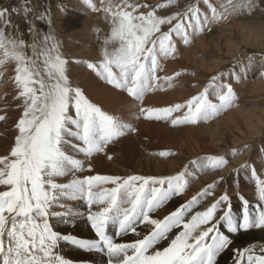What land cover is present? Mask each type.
Masks as SVG:
<instances>
[{
    "label": "snow or ice",
    "instance_id": "snow-or-ice-1",
    "mask_svg": "<svg viewBox=\"0 0 264 264\" xmlns=\"http://www.w3.org/2000/svg\"><path fill=\"white\" fill-rule=\"evenodd\" d=\"M86 2L92 11L103 15L109 27L101 41V58L86 62L87 69L141 103L161 81L172 87L182 74L159 75L163 71L161 61L175 56V38L187 45L209 25L232 14H251L256 7V0H227L218 7L210 0H190L183 7L179 0L156 5L148 0ZM201 2L207 10L201 9ZM170 6L175 8L170 14L158 13V9ZM21 12L29 24L30 41L23 38L12 20ZM30 13L27 3L19 9L0 8V69L14 65V99L20 101L21 110L14 143L0 155V264H71L57 251L61 242L104 253L107 264H217V257L233 243L229 234L264 230V179L255 169L251 176L260 203L250 206L240 196L243 209L239 220L233 215L229 194L225 191L215 196V182L163 218L155 217L158 209L187 190V169L162 177L80 175L86 164L87 171H92L91 157L107 154L110 144L135 129L103 111L72 83L69 59L60 41L53 32H42L34 22L46 20L51 26V18L37 13L30 19ZM223 75L213 76L209 85L218 103L209 98L205 88L185 103L140 107L139 113L145 119L165 120L173 126L208 121L231 107L235 99L231 83H216ZM229 75L240 79L235 72ZM5 118L0 115V121ZM226 165L224 157L209 156L199 167L217 170ZM206 198H212L210 205L193 211ZM63 200L83 201L86 217ZM77 218H86L94 239L55 230L54 220L68 223ZM110 226L116 237L135 238L117 242L109 234ZM237 257L239 264H264V247L238 250Z\"/></svg>",
    "mask_w": 264,
    "mask_h": 264
},
{
    "label": "bare ground",
    "instance_id": "bare-ground-1",
    "mask_svg": "<svg viewBox=\"0 0 264 264\" xmlns=\"http://www.w3.org/2000/svg\"><path fill=\"white\" fill-rule=\"evenodd\" d=\"M212 3H214V1ZM225 4H227V2ZM72 5L76 8V4L72 3ZM77 6L80 8V10H82L80 5ZM56 16L58 15L56 14ZM229 16L234 17L235 14ZM56 19L58 18L56 17ZM233 19L235 18H232V20ZM222 21L224 22V20ZM234 22L235 25H241V30L240 28H237L239 25L236 27L237 31L239 30L238 33H240L238 37L245 39L244 29H248L250 25L245 23L246 21L244 23H240L234 20ZM80 24L81 31L74 34L72 33L71 35L69 34L70 36L68 33H65V31L64 34L65 36L67 34L68 37L62 40V43L64 41V44L61 43L62 45H65V48L62 47V49L64 48L66 50L62 51H65L64 55L69 59L68 74L70 79L75 86H79L84 91L86 96L103 111L121 118L123 116L120 114L122 113L121 111L124 107H128V101L124 98L127 95L124 96L123 92L117 91L118 89H112V86L110 88V85L98 78L91 70L87 69L86 67V62H96L101 58V41L109 31L108 24L103 19L102 14H94V11L91 9L87 10L86 16L83 18ZM211 25H209V27ZM221 26L224 25H220V27ZM85 28L89 30V33H86L87 31L84 33ZM210 30L211 29L209 28V31ZM218 31H220V29ZM222 31L223 29H221V32ZM248 32L250 33V28ZM204 33H206L205 35L208 38L209 34L207 32ZM64 34L61 36L64 37ZM202 34L199 38L196 36V38L199 39L196 44L198 47L193 48V50L191 49L193 46L190 47V44L194 42L185 45L179 40V38H175L177 46L175 56L174 58L170 57L167 60L161 61V65L164 62V66L162 68L163 71H161V74H163V76H174L176 72H180L182 74L175 78L172 87H168L166 83L161 81L160 86H158L156 90L149 92L144 97V100L141 104L140 101H137V103L134 100L137 105L140 104L141 107L161 108L166 105L172 106L177 103H185L191 98L189 95L193 93L194 95H198L199 93L203 92L205 88H207L209 81L205 83L204 76L207 72L214 71L219 64V61H209L210 59H206L204 54H202L203 49H201V46L205 42L204 38H206V36H203ZM221 34L222 33L218 34L217 36H211L212 38L217 37L215 40L216 42H214L211 46L212 49H216L218 52L221 50L223 52V45H225V42L227 41L225 38L227 35H224L225 40H223L224 43L221 44V42H223V35ZM253 38H256V34L252 37V39ZM86 39L91 41L88 47H85L83 50H77L75 43L71 42L76 40L78 43H80ZM230 39L234 40L232 38ZM207 42L205 43L209 44ZM228 43L230 44V42ZM229 44H227V46L225 45L226 47L224 48L228 53L230 50ZM176 57H178V59ZM246 59L248 58L239 60L236 63V70H231V73L235 72L236 75L240 77L239 80H237L234 76L224 75L223 78L216 81V83H220L221 81L223 82V80H225V83H231L235 93V99L231 107L222 110L218 115L209 119L208 121H201L196 125H188V127L186 126L187 128L182 131V135L180 137L177 134L174 135L168 132L173 128L172 126V128H170V122L163 120L162 128L164 129H161L160 125L158 127L160 129L157 128L154 130L152 128L154 127L153 122L149 121V119L146 121L144 120L145 118L143 119L144 116L140 114H137V116L135 113L131 121L132 123L137 124L135 127L136 129L134 128L135 131L129 132L114 143L110 144L105 150L107 154L100 153L91 157L89 159V163L91 164L92 171H87L88 165L86 164L85 172L80 175L87 176L92 175L93 173L94 175L108 174L119 176L142 175L162 177L175 175L187 169L188 173L190 174V183L189 187L184 193L188 194L189 198H187V196L186 199L188 200L184 201L179 198L180 195L178 197H174L168 202L173 205V210L189 201L193 195L203 190L208 184L215 182L217 183L215 196L218 197L221 193L226 191L231 198L233 215L239 220V218L242 216L243 209L242 201L239 198L240 196H243L245 199H247L250 206L254 207L260 203L258 200L256 185L254 179L251 176V171L255 169L256 174L261 179H264V103H262V100L260 101V99H262L261 96L264 94V71H262L260 68L262 67L263 63L257 60L255 61L256 64H254L255 62L252 64L253 60ZM247 66H250L251 68H253L252 66L259 67V71L255 73H253V71L250 73V78L242 79L244 72H246V69L248 68ZM192 68L195 69L194 72H196V75H192L193 77H190V69ZM0 73H2V76H0V115H4L6 117L5 120L0 121V155H3L7 153L10 146L14 143V137L16 135L15 124L21 114V110L18 107L20 101L14 99L15 95L17 94V90L12 79L14 76L13 64H8L5 68L0 69ZM222 73V71L218 72L215 74V76H219ZM245 74V76H247V73ZM191 82L193 84H191ZM212 100L213 102L218 103L214 95L212 96ZM137 105L133 104V107H136ZM132 110H134V108ZM123 113L125 112L123 111ZM126 118L127 115L125 119ZM121 119L123 120V118ZM219 125L220 127L218 129ZM160 152H170L172 155L168 157H162L159 155ZM109 156L112 158L109 159ZM209 156L224 157L227 160V165L217 170H202L199 167L200 161L203 158ZM193 161L196 163H193ZM245 165H247V167H243ZM192 177L195 178L193 179ZM211 202L212 198H206L202 204L194 208L193 211L202 210L204 207L210 205ZM80 206L87 213L86 204L82 202ZM78 221L82 223V225H80L84 227H82L83 229H88L87 233L88 235H91V239H94L95 235L94 231L92 232L90 223L87 222L85 218ZM221 230L228 234L223 226L221 227ZM84 234L86 235L85 232ZM109 234L113 235L117 242H126L135 238L132 235L116 237L114 235L115 229L111 226L109 228ZM229 235L230 238H232L233 243L228 249H226L223 253H221L220 256L217 257V264H239L237 257L238 250L252 246L257 248L264 247V230L252 229L247 232L241 231L237 234ZM67 247L69 246L67 245ZM77 252L90 257L89 260H91V262L88 264H107L108 258L104 253L87 252L85 250L79 251V249ZM71 260L73 259L71 258ZM81 263L87 264V262Z\"/></svg>",
    "mask_w": 264,
    "mask_h": 264
},
{
    "label": "rangeland",
    "instance_id": "rangeland-1",
    "mask_svg": "<svg viewBox=\"0 0 264 264\" xmlns=\"http://www.w3.org/2000/svg\"><path fill=\"white\" fill-rule=\"evenodd\" d=\"M63 1V2H62ZM71 1V2H70ZM73 1V2H72ZM214 1V3L213 4H215L216 6H217V4L221 1V0H210V2L212 3ZM219 1V2H218ZM260 1V2H259ZM256 0V7H255V9L251 12V14H249V13H247V12H245V13H242V14H235V16L234 17H231V16H228V18H227V20H225L224 19V24L222 23V22H220V23H218V24H216V23H213L210 27L208 26V27H206L205 28V30L203 31V32H200L203 36H206L205 34L206 33H204V32H207L209 35H208V38H207V36H206V38H204L205 39V42H207V41H209V42H207V43H209V44H206L205 42H204V46L202 45L201 46V49H203V53L202 52H200V53H202V54H204V56H205V58L206 59H210L209 61H219V64L217 65V68L214 70V71H210V72H207L206 73V75L204 76V82L206 83L207 81H209L208 82V86H207V88L209 89V98L210 99H212V96L214 95L213 93V91H214V88H212V87H209V85L212 83L211 82V78L213 77V76H215V74H217L218 72H223V74L224 75H229L232 71V69H234V70H236V63L239 61V60H241V59H243V58H248V59H246V60H249V59H251V60H253L252 61V64L255 62V61H259V62H262L261 64H262V67H260L261 68V70L262 71H264V0ZM70 2V3H69ZM69 2H68V0H0V8H8V9H12L13 7H15V8H22V6L25 4V3H27L28 4V6L32 9V13H30V19H31V17L32 16H34L35 14H37V13H42V14H45L46 15V17H50L51 18V20H52V24H51V26H49L48 24H47V22H46V20H35L34 22H35V25H36V27L38 28V29H40L42 32H53L55 35H56V37H57V39L60 41V43H62V40H64L66 37H68V35L70 34H74V33H77V32H80L81 31V24H80V22L83 20V18L86 16V13H87V10H90L91 8L89 7V5H88V3L86 2V0H69ZM75 2V3H74ZM93 2H95V3H97L98 4V0H93ZM148 2L149 3H151V4H153V5H156L157 3H166V0H148ZM179 2H180V5L183 7V6H186V4L188 3V2H190V0H179ZM222 3L224 2V3H226L227 1L225 0V1H221ZM220 2V3H221ZM68 3V4H67ZM72 3L73 4H76V8L72 5ZM219 3V4H220ZM63 4V5H62ZM66 4V5H65ZM71 4V5H70ZM62 5V6H61ZM66 7H65V6ZM77 5H80L81 6V8H82V10H80V8L77 6ZM69 6H71V7H68ZM200 7H201V9H203V10H207L205 7V5L203 4V3H200V5H199ZM219 6V5H218ZM217 6V7H218ZM54 8V9H53ZM60 8V9H59ZM64 8H66V9H64ZM62 9V10H61ZM63 9H64V11H63ZM56 10V11H55ZM65 10H66V12H65ZM68 10V11H67ZM175 10V8L173 7V6H170V7H168L167 9H164V8H161V9H158V13L159 14H170L171 12H173ZM74 11H76V12H74ZM81 11V12H80ZM62 12V13H61ZM71 12H74V13H71ZM70 13V14H69ZM96 12H94V14H95ZM56 14L59 16H56ZM62 14V15H61ZM64 14V15H63ZM56 17L58 18V19H56ZM63 17H65V18H67V19H65V18H63ZM232 18H235V19H233L232 20ZM12 20H13V23L15 24V25H17L18 26V29H19V31L21 32V33H23V38L26 40V41H30V38H31V36L29 35V32H28V27H29V24L26 22V20H25V17L23 16V14H22V12L20 13V14H14L13 16H12ZM234 20L235 21H237V22H242V23H244L245 21V23H248V25H250V27H248V29H244L245 30V32H244V34H245V39L244 38H240V37H238L239 35H240V33H238L239 32V30L237 31V28L239 29L240 27H241V25L240 24H237V25H235V22H234ZM239 20V21H238ZM234 23V24H233ZM57 25V26H56ZM214 25H215V27H214ZM220 25H224V26H221L220 27ZM234 25V26H233ZM239 25V26H238ZM228 26H230V27H228ZM232 26H233V28H232ZM238 26V27H237ZM212 27V28H211ZM237 27V28H236ZM209 28L212 30H210L209 31ZM218 28V29H217ZM249 28H250V33L248 32V30H249ZM220 29V31H218ZM221 29H223V31L225 32H221ZM236 29V30H235ZM108 30H109V28H108ZM240 30H241V28H240ZM252 30V31H251ZM66 31V32H65ZM87 31V32H86ZM253 31H255V32H253ZM64 32L65 33H68V35L66 34V36H65V34H64ZM70 32V33H69ZM89 33V30L87 29V28H85V30H84V33ZM210 32H211V34H210ZM215 32H216V35H215ZM217 32H220V33H222L221 35H223L222 37H223V39H222V41L223 40H225V38H226V40L228 41V38H229V41L228 42H230V44L227 42H225V45L227 46V44H229V46H230V50H229V53L228 52H226L225 51V45H223L224 47L222 48L223 49V52H222V50L221 51H217L216 49H212V44L214 43V42H216L215 40L217 39V37L216 38H212L211 36H217L218 34H220V33H217ZM248 32V33H247ZM257 32V33H256ZM262 32V33H261ZM256 34V38H257V40H256V38H253L252 39V37ZM64 34V37L63 36H61V35H63ZM201 34H196L192 39H191V42L190 43H192V42H196L195 43V45H194V43H192V44H190L191 46L190 47H192L191 49L193 50V48H195V47H198V46H196V44H197V42H198V40L199 39H197L196 38V36H198V38L201 36ZM229 34V35H228ZM246 34H250L249 36L248 35H246ZM259 34V35H258ZM69 35V36H70ZM224 35L226 36L225 38H224ZM263 36V37H262ZM228 37V38H227ZM260 37V38H259ZM230 38H232V39H234V40H231ZM248 38H250V39H248ZM258 38H259V40H258ZM207 39H209V40H207ZM247 39V40H246ZM256 40V42H255V40ZM194 40H197V41H194ZM212 40V41H211ZM242 40V41H241ZM254 40V41H253ZM90 41L91 40H84L83 42H80V43H78L76 40L74 41H71V42H74L75 43V46H76V48H77V50H83L85 47H88V45H89V43H90ZM232 41V42H231ZM237 41V42H236ZM247 41V42H246ZM260 41V42H259ZM211 42V43H210ZM224 43V41L223 42H221V44H223ZM62 44H64V41H63V43ZM61 44V45H62ZM240 44H242V45H240ZM199 45V44H198ZM233 45H234V47H233ZM65 45H62V47H64ZM236 46H237V48H236ZM65 48V47H64ZM62 49V50H65V49ZM208 50V51H207ZM210 50V51H209ZM66 51V50H65ZM65 51H63V53L65 52ZM197 51V50H196ZM213 51H215V52H213ZM216 51H217V53H219V54H217L216 53ZM225 51V52H224ZM212 52V53H211ZM223 53V54H222ZM230 53H231V55H230ZM222 54V55H221ZM227 54V55H226ZM212 55H213V57H212ZM208 56V57H207ZM216 58H215V57ZM209 57H212V58H209ZM228 57V58H227ZM230 57V58H229ZM177 59H178V57H176ZM240 58V59H239ZM212 59V60H211ZM215 59V60H214ZM254 64H256V62L254 63ZM162 68H163V66H164V62L162 63ZM13 67H14V65H13ZM248 67V66H247ZM253 68H251L250 66L246 69V72H244V74H243V76H242V79H244V78H250L249 76H250V73L251 72H253V73H255V72H257V71H259V67H254V66H252ZM257 68V69H256ZM251 70V71H249V70ZM192 70H193V72H192ZM195 71V69L194 68H192V69H190V74H191V76L190 77H193V76H195L196 75V72H194ZM195 73V74H194ZM245 73H247V76H245L246 74ZM163 76V74H161V72H160V76ZM193 75V76H192ZM213 75V76H212ZM224 75L221 77V78H223L224 77ZM252 79V78H251ZM206 80V81H205ZM225 80H223V83H225L224 82ZM222 82V81H221ZM220 82V83H221ZM191 84H193L192 82H191ZM190 86H192V85H190ZM110 88H111V86H109ZM205 87H206V84H205ZM112 89H115V88H113L112 87ZM115 90H117V89H115ZM117 91H121V90H117ZM122 92V91H121ZM125 92H123V95L125 96V95H127L126 93L124 94ZM212 94V95H211ZM189 96H194V93L193 94H191V95H189ZM125 98V100H127L128 101V107H124L123 108V110L121 111L122 113H120L121 115H123L121 118H123V120L125 121V122H127V123H129V124H131L132 126H133V128H135L136 127V123L134 124V123H132L131 121H132V117H133V115H135V113H136V115L137 114H140L139 113V109H138V107L140 106V104H141V102H140V104H138L137 105V103L134 101V99L133 98H131V97H128V95L127 96H125L124 97ZM261 98L262 99H260V101L262 100V103H264V94H263V96H261ZM130 100V101H129ZM133 100V101H132ZM131 101H132V104H131ZM165 103H169V102H165ZM133 104L134 105H137L136 107H133ZM130 105V106H129ZM132 105V106H131ZM167 107H169V105H166ZM166 106H164V107H166ZM134 108V110H132L133 108ZM141 107V106H140ZM162 108V107H161ZM127 109V110H126ZM136 109H137V111H136ZM130 110H131V112H130ZM123 111L125 112V113H123ZM133 112H134V114H133ZM131 113V114H130ZM126 115H127V118L125 119V117H126ZM129 115V116H128ZM141 115V114H140ZM174 116H179V115H182V113H174L173 114ZM138 116V115H137ZM129 117V118H128ZM135 119H137V118H135ZM143 119H144V117H143ZM144 120H148V119H144ZM149 121H151V122H153L154 123V127H152L154 130L155 129H157L160 125H161V129H164V128H162L163 127V120H149ZM158 122V123H157ZM173 128H172V127ZM188 127V125H178V126H173V125H171V123H170V128H172L171 129V131H168L169 133H172V134H177L179 137L182 135V131L183 130H185L187 127ZM175 127V128H174ZM219 127H220V125L218 126V129H219ZM184 128V129H183ZM136 129V128H135ZM158 129H160V128H158ZM175 131V132H173V131ZM92 175H94L93 173H92ZM105 175V174H104ZM106 175H108V174H106ZM109 186V187H108ZM103 187H106V188H110V187H112V185H104ZM188 196V194H186V193H184L183 195H180L179 196V198L181 199V200H184V201H186V200H188V199H186V197ZM178 197V196H177ZM185 197V198H184ZM187 198H189V196L187 197ZM83 201H71V200H63L62 201V203H64L65 205H67V206H69V207H71V208H73L75 211H78V212H80V213H82V214H84V216L86 217V212H85V210H83L82 208H81V206H80V204L82 203ZM77 204H78V206H77ZM166 207V208H165ZM173 205L172 204H170V203H167V204H165L163 207H161L160 208V210L158 209L156 212H155V214H157V212H158V214L157 215H155V217H158V218H161V217H164L165 215H167V214H169L173 209ZM54 210H56V211H66L67 209L66 208H56V209H54ZM166 210V211H165ZM84 211V212H83ZM168 212V213H167ZM160 213V214H159ZM167 213V214H166ZM163 216H162V215ZM80 219H83V218H80ZM79 218H77L75 221H73V220H69V222L68 223H57L55 220L53 221V224H54V226H55V230L56 231H58V232H61V233H63V234H70V235H74V236H76V237H78V238H84V239H91V235H88V229L87 228H85V229H83L84 227L83 226H81L82 225V223L81 222H79L78 220H80ZM86 219V218H85ZM76 222H79V223H76ZM62 224V225H61ZM76 225V226H74V225ZM79 224V225H78ZM81 224V225H80ZM73 225V226H72ZM77 227V228H76ZM78 227H80V228H78ZM83 227V228H82ZM63 228V229H62ZM70 229V230H69ZM81 229H83V230H81ZM76 230V231H75ZM82 231H83V233H82ZM79 234H78V233ZM84 232L86 233V235L84 234ZM92 232H93V230H92ZM82 233V234H81ZM81 236V237H80ZM92 236H93V233H92ZM67 245L69 246V247H67ZM64 246V247H63ZM60 247H62V248H60ZM60 247L57 249V251L59 252V254L60 255H62L66 260H68V261H70L71 262V264H82L81 262H87V264L89 263V262H91V260H89V258L90 257H87L85 254H79L78 252H77V250L79 249V248H77V247H75V246H73V245H71V244H68V243H65V242H61V244H60ZM66 249V250H65ZM63 250V251H62ZM83 249H79V251H82ZM66 251V252H65ZM65 252V253H64ZM67 252H69V253H67ZM76 252V253H75ZM75 253V254H74ZM65 254V255H64ZM74 255V256H73ZM79 255V256H78ZM73 256V257H72ZM77 256V257H76ZM86 256V257H85ZM71 258L73 259V260H71Z\"/></svg>",
    "mask_w": 264,
    "mask_h": 264
}]
</instances>
